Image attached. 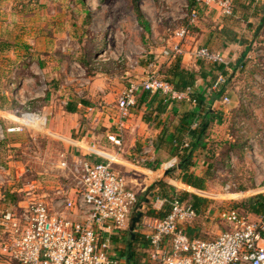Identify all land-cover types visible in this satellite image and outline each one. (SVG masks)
<instances>
[{
    "label": "rangeland",
    "instance_id": "374dc122",
    "mask_svg": "<svg viewBox=\"0 0 264 264\" xmlns=\"http://www.w3.org/2000/svg\"><path fill=\"white\" fill-rule=\"evenodd\" d=\"M192 1H0V45L9 43L11 46L10 51L0 53V168L5 169L1 175V206L11 207L20 203L25 198L26 188L32 189V193L38 196L47 195L51 199L55 190L68 187L65 173L58 167L59 156L63 152H75L77 140L88 135L89 121L84 116L88 110L79 107L78 116L70 112L77 109L80 103L83 106L84 102L91 104L90 92L86 90L92 78L97 76L93 66L98 62L100 70L107 69L118 74L121 67L127 68L138 61L144 76L151 71L149 65H153L152 70L168 79L171 63H175L179 57L165 56L163 52L168 48V41L174 39L176 31L188 25L185 14ZM136 2L145 21L151 25L150 34L138 22ZM233 3V16L237 12L240 16L245 14L243 16L248 19L243 21L233 18L235 23L228 34L230 39L242 36L246 28L262 30L260 19H254L251 23L249 19L253 14L264 11V0H233ZM211 11L216 19L219 13L214 9ZM200 14L199 10L198 21L189 26L190 36L193 31L199 30L195 26L202 21ZM218 18L216 20L221 22L227 20L221 15ZM206 25L214 31L213 24ZM252 36V33L247 35L245 41L248 45L250 40L254 41ZM262 40L260 37L259 42ZM16 44L22 48L15 52ZM207 64L203 65L209 67L210 64ZM120 81L123 82L122 79ZM25 113L45 116L48 119L47 126L42 132L28 128L21 133H8L9 127L17 126L9 118L21 117ZM74 121L83 130H70L67 135ZM60 122L63 124L61 132L56 130ZM246 152H251L250 146H247ZM251 159L246 158L243 152L239 166L236 169L229 168V174L215 183L217 191L198 192L200 198H209L210 203L196 204L198 219L186 228L190 236L211 241L224 232L226 226L219 220V214L226 209L225 204L236 206L248 215L250 201L262 196V188L249 190V187L257 185V165ZM261 170L264 173V168L261 167ZM177 177L175 171L170 175L171 179ZM165 183L170 184L168 180ZM146 184L140 182L136 186L139 200L137 214H143L136 228L137 235L148 230L150 220H154L159 212L156 208L167 204L163 199L159 202L153 200L155 190L149 192L148 189L154 182L148 183L150 187ZM228 185L232 187L229 190L226 188ZM170 186L171 190H176L175 185ZM145 187L148 189L143 191ZM180 194L183 196L186 193L182 190ZM138 243L141 244L136 242L133 245L136 264H153L147 249H142L141 253L136 250ZM128 244L125 243L126 246ZM125 255L128 256V253Z\"/></svg>",
    "mask_w": 264,
    "mask_h": 264
},
{
    "label": "built area",
    "instance_id": "2783aa9c",
    "mask_svg": "<svg viewBox=\"0 0 264 264\" xmlns=\"http://www.w3.org/2000/svg\"><path fill=\"white\" fill-rule=\"evenodd\" d=\"M200 8L214 9L223 17L234 15L233 0H195L185 14L188 25L176 31L173 43L168 41L165 56L177 58L185 54L183 44L189 37V26L198 21ZM193 57L208 64L229 65L222 53L206 47L196 48ZM152 66L148 75L132 80L121 93L118 100L121 122L130 118L142 93L160 94L172 102H197L193 99L192 87L178 90L153 71ZM220 81H224L223 77ZM255 86L264 97V73L258 75ZM9 120L17 126L9 127L8 133H21L28 128L42 132L48 124L45 116L34 113ZM107 138L116 150L114 153L101 154L95 147L88 150L99 160L76 151L60 154L58 167L65 173L68 187L55 190L51 199L26 188L20 203L11 207L0 205V263L121 264L111 255L112 248L115 238L130 233L131 218L137 215L139 200L136 190L115 167L122 161L123 137L110 133ZM188 147L189 144L183 146ZM152 150L148 146L141 164L152 162ZM179 164L180 158L174 157L160 170L177 172ZM4 171L0 168V188ZM260 193L264 198V189ZM181 197L176 192L171 197L169 214L150 220L148 230L140 232L149 243L153 264H264V213L252 219L226 208L219 214L226 230L214 240L205 241L193 238L186 231L198 219V211Z\"/></svg>",
    "mask_w": 264,
    "mask_h": 264
},
{
    "label": "crops",
    "instance_id": "0c3cea01",
    "mask_svg": "<svg viewBox=\"0 0 264 264\" xmlns=\"http://www.w3.org/2000/svg\"><path fill=\"white\" fill-rule=\"evenodd\" d=\"M211 10V8L200 9L202 21L195 26L199 27V30L193 31L191 36L189 34L183 44L185 54L180 57L182 59L181 68L188 72L193 79L191 80L193 86L190 87L193 88V99L197 102H172L160 94L142 93L138 97L137 107L133 110L130 118L121 122L118 111L119 97L132 80H140L144 76L142 68L136 61L135 64L127 68L121 67L118 72L119 76H117L118 74H115L114 71L113 73L107 69L100 70L101 65L97 62L94 65L97 76L92 78L86 90V92H90L91 104L84 102L85 106H83L80 103L73 113L70 112L74 116H78L79 107L88 110V114H84L89 121L88 135L77 140L76 144L80 146L76 147L77 153L88 156V158H95V160H99V158L88 152L89 149L91 150L90 147H95L101 154L114 153L116 150L108 141L107 136L110 133H116L123 137L124 147L121 154L122 161L115 167L127 178L135 190L140 182L147 183L146 186L150 187L149 182H154L155 185L157 182L165 183L168 180L170 184L167 185L172 196L176 192L180 194V191L183 190L185 193L199 197V191H201L200 193L217 191L215 183L229 174V168L236 169L239 166L244 152L245 157L252 158L251 160L255 161L257 165L255 166L257 185L254 188L249 187V190L264 189V173L261 170V167L264 168V97L258 93V88L255 86L258 75L264 73V44H261L264 40L259 42L260 37L264 39V28L262 30L246 28L242 36L230 39L228 34L230 29H233L231 25L235 23L233 18L244 21L248 17L245 18L243 16L245 14L240 16L241 14L237 12L232 18L223 17L217 11L219 16L227 18L225 22H221L217 21L218 15H216L218 16L217 20L215 19ZM263 17L264 11L253 14L249 23L254 19L261 20ZM206 24H213L214 31L209 29ZM251 33L255 42L250 40L248 45L245 40ZM174 41L173 38L170 40L171 43ZM199 47H206L222 53L227 58L229 65H209L196 60L193 57V52ZM21 48L22 46L17 45L15 52ZM204 63L209 67H205ZM174 64L171 63L170 68ZM151 66L149 65V67ZM221 77H223V82L220 81ZM22 79L24 80V78ZM216 84H219L217 88H215ZM225 99H228L229 102H226ZM61 126L63 124L60 122V126H56V130L61 132ZM76 129L81 131L83 127L74 121L72 129H68L66 132L67 135ZM200 130H202V134L204 133V139L195 151L190 173L205 181L204 190L195 189L183 183V173L180 170L175 172L178 177L174 179L170 178L171 173L165 176L166 173L160 170L162 165L173 159L174 145L172 141L174 139L182 140V149H184V144L190 146L195 142L194 135ZM148 146L153 147L152 162L141 164ZM247 146L251 148L249 153L246 152ZM160 179L162 180L159 182ZM170 185H175L174 189L176 190H171ZM147 189L145 187L143 191ZM159 193L160 191L155 189L153 200L159 202L163 199L166 201ZM202 199L207 204L210 203L209 198L203 197ZM224 206L231 208L227 204ZM159 207L156 209L160 212L164 206ZM159 212L157 213L159 214ZM250 216L252 219L257 217L254 214ZM134 217L131 218V225ZM142 233L138 234L140 239L138 238L139 240L136 242H141V244L138 243L136 250L141 253L142 249H147L149 255V243L143 238ZM126 238H128L127 241ZM117 239L111 255L121 264H136L135 251L133 250L135 243H132L131 233L122 238L117 237ZM126 242H129L128 246L125 245ZM125 253H128V256Z\"/></svg>",
    "mask_w": 264,
    "mask_h": 264
},
{
    "label": "trees",
    "instance_id": "16d2710c",
    "mask_svg": "<svg viewBox=\"0 0 264 264\" xmlns=\"http://www.w3.org/2000/svg\"><path fill=\"white\" fill-rule=\"evenodd\" d=\"M194 2H195V0L192 1L190 5L193 6ZM135 13L137 15L138 22H139L140 26L144 29V31L147 34H150L151 33V25L149 22L145 21L144 14H143L141 8L139 7V5L137 4V2L135 5ZM260 25L263 28L264 17L261 19ZM10 48H11V46L9 43L1 44L0 45V53L3 54L6 51H10ZM181 63H182V59L179 57L176 60L174 66L172 68H170V70H169V74H170L169 78L168 79L165 78L168 82L174 84L177 87V89L193 86V83L191 82V80H193L192 77L189 76L190 74L188 72H186L185 70H183L181 68ZM94 68L95 67L93 66L92 69H94ZM74 111L75 110H73L71 112L73 113ZM202 130L198 131L194 135V138L196 140L188 148L182 149L183 141L180 139H174L172 141V144L174 145L172 157L173 158L174 157L180 158V164L179 165L181 166V168L179 170L181 171V173H183V177H182L183 183H185L186 185L193 187L195 189H199V190L205 189V181L202 178L196 177L193 174H191L190 169L193 165V157H194L195 151L198 149V147H200L201 142L204 139V133L202 134ZM174 171L176 172V170H174ZM174 171H171L170 173H172ZM155 189H158V191H160L159 194H161L162 197L164 199H166V202H167L166 206L163 207V209L159 212V214L156 215V217L157 218H165L170 212V201H171L172 194L169 192V186L164 182L156 183L155 185H153L148 190H149V192H151L152 190H155ZM181 199H182V201H186V202L189 200V203L194 205L195 208H196V204L206 203L205 200H203L202 198L190 195L188 193L183 195L181 197ZM263 201H264L263 196H258L254 200L250 201L249 213H247V214L249 216L251 214H254L256 216H261L264 213ZM231 208L238 210L241 213H243V211L241 209L237 208L236 206H233ZM243 214H245V213H243ZM156 217H154V218H156ZM138 238H139V236L135 235L132 243H136V241H138Z\"/></svg>",
    "mask_w": 264,
    "mask_h": 264
},
{
    "label": "water",
    "instance_id": "95a60500",
    "mask_svg": "<svg viewBox=\"0 0 264 264\" xmlns=\"http://www.w3.org/2000/svg\"><path fill=\"white\" fill-rule=\"evenodd\" d=\"M181 168V166L179 165V169ZM170 174L169 171L166 172L165 176H168ZM143 217V214L142 213H138L132 220V225L130 227V233H131V236L132 238L134 239L135 237V230L137 228V225L139 224L141 218Z\"/></svg>",
    "mask_w": 264,
    "mask_h": 264
},
{
    "label": "flooded vegetation",
    "instance_id": "af4514ba",
    "mask_svg": "<svg viewBox=\"0 0 264 264\" xmlns=\"http://www.w3.org/2000/svg\"><path fill=\"white\" fill-rule=\"evenodd\" d=\"M141 221H142V218H141L140 222H141ZM140 222H139V223H140ZM137 226H138V225H137Z\"/></svg>",
    "mask_w": 264,
    "mask_h": 264
}]
</instances>
